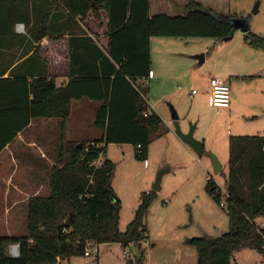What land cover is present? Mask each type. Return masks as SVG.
<instances>
[{"label": "trees", "instance_id": "16d2710c", "mask_svg": "<svg viewBox=\"0 0 264 264\" xmlns=\"http://www.w3.org/2000/svg\"><path fill=\"white\" fill-rule=\"evenodd\" d=\"M17 1L0 0V37L12 34L17 21L28 24L21 12L10 18ZM58 1L69 18L80 21L91 13L99 22V13L105 12L107 49H101L97 39L85 31L82 36L69 37V82L65 86L56 87L46 77L31 81L0 78V152L31 119H57L63 129L71 103L82 99L100 104L94 126L102 136L92 143H71L55 159L47 180L49 194L27 200L26 234L0 236V264H56L57 257L70 264L86 257L89 245L101 244H120L124 250L137 246L133 263L143 264L144 219L156 193L141 194L133 220L120 232L121 203L111 187L115 165L105 160L94 166L103 152L101 144L132 145L136 159L147 157L150 132L161 122L154 112L148 113L140 95L145 90L138 85L149 76L151 38L222 40L232 32L235 17L217 14L195 0L188 1L183 16H150L149 0ZM244 25V42L264 52V38L249 32L245 21ZM228 148L224 197L229 230L217 238L190 240L197 249L196 264H231L234 254L243 249L254 250L264 259V226L258 222L264 219V136H231ZM207 191L220 204L221 193L212 180ZM9 245H18L17 257L6 254Z\"/></svg>", "mask_w": 264, "mask_h": 264}, {"label": "rangeland", "instance_id": "374dc122", "mask_svg": "<svg viewBox=\"0 0 264 264\" xmlns=\"http://www.w3.org/2000/svg\"><path fill=\"white\" fill-rule=\"evenodd\" d=\"M226 8L227 14L235 17V20L246 22L249 32L264 38V0H228ZM154 41H163L167 46L162 50L152 48L154 69H159L166 78L163 85V79L156 76L154 82L157 88L149 86L151 92L147 95V111L157 113L162 121L150 132L147 157L145 160L136 159L132 145L101 144L103 152L94 166H100L105 160L115 165L111 187L121 203L120 232H125L133 220L141 194L155 191L156 196L144 219L146 238L140 244L145 257L143 264H196L197 249L188 241L201 237L217 238L229 230L224 197L229 138L264 136V78L256 75L258 72L261 74L262 70L264 73V67L260 60L253 62V59L245 57L247 52L242 50L246 51L243 48L246 45L239 31L227 42L208 37L162 38ZM259 53L264 56V52ZM202 55L206 61L199 65V60L193 57ZM233 57L238 58L237 63L242 61V65L229 63V68L224 67V62H232ZM188 62L197 70L196 76L202 79L207 78V74L208 80L216 76L208 71L213 65L218 72L232 70L248 76L239 83H230V108L216 110L208 105L205 97L200 95V82H193L188 69L185 72ZM138 85L140 89L145 88V84L139 82ZM177 85L181 87L180 91ZM193 89L197 95L191 97ZM171 107L178 115L177 123L183 134L194 128L193 138L202 143L200 155L176 134ZM60 130L57 129L52 135L55 148L57 144L58 148L61 146ZM84 134L89 133L86 130ZM213 158L221 164L218 173L214 170ZM162 172L165 173L161 175L157 191L155 182ZM49 174L46 173L45 177L43 174L35 176L34 173L32 176L42 180L44 177L48 179ZM23 176L25 180L20 183L21 187L17 183L18 176L10 183L11 188L17 185L21 190L19 196L13 189L6 191L0 178V236H24L27 198L36 191H39L38 195H48V181L38 183L30 175ZM28 180L37 185H27ZM209 180L218 186L220 204L207 191ZM38 184L42 185L39 190ZM26 185L29 189L25 188ZM9 246L6 248L7 255ZM98 248L100 260L105 262L108 256L111 259L109 262L121 264H134L133 259L139 251L134 246L132 252L128 249L129 253L125 256L120 244H101ZM95 257L94 254L79 257L70 264H96ZM231 264H264V259L254 250L243 249L234 254Z\"/></svg>", "mask_w": 264, "mask_h": 264}, {"label": "crops", "instance_id": "0c3cea01", "mask_svg": "<svg viewBox=\"0 0 264 264\" xmlns=\"http://www.w3.org/2000/svg\"><path fill=\"white\" fill-rule=\"evenodd\" d=\"M188 1L189 0H149L150 16L160 14L168 16H183L187 13L186 6ZM195 1L200 3L203 7L210 8L217 14L227 15L226 4L228 0ZM20 12L23 13V18L28 20V24L24 25L23 21H17L13 25L12 34L0 37V78L12 79L15 77H23L27 81H31L32 79L46 77L53 79L56 87L65 86L69 82V37L73 34L76 36H82L83 31H85L89 36L97 39L101 49H107L108 38L106 32L108 16L103 11L99 13L101 18L99 22L93 18L91 13L87 15L85 20L80 21L78 18H69L67 10L58 0H19V2L17 1L13 6L10 18L16 17ZM18 25L23 26L22 33L17 31ZM43 32L45 34L39 39L34 40L32 38L35 37V34ZM159 39H150L149 76L148 78L139 81L141 84H145V88H143L145 94H142L140 91V95L144 98L146 103L148 102L147 95L151 92L149 86L157 88V84L154 82L156 81V76L160 77L159 79L162 78L163 85L165 84V75H161L160 70L154 69L152 64L153 46L160 50L167 47L163 41H154ZM244 44L246 47L243 48H245L244 50L246 51L242 50V52H247L245 57L253 59V62L260 60L261 65L264 67V56L262 53H259L262 51L254 50L246 43ZM193 58L195 59V56ZM237 60L238 58L233 57L231 60L232 62H224L225 64L223 66L229 68V63L242 65V61L237 63ZM205 61L206 58L202 55V62L199 63V65H202ZM159 62H161L160 59ZM169 66H171V64L166 65V67ZM213 67L208 71L215 74L216 76L214 77L226 80L229 87L231 82L239 83L241 80L248 77L247 75L236 74V72H233L232 70L228 72L227 70L218 72L213 69ZM187 69L191 73L193 82H200L198 84L202 87L200 95L205 97L209 105V87L207 83L209 74H207V78L205 79H202L201 77L199 78V76L197 77V70L193 69L189 62L186 64L185 72H188ZM258 71L260 70L258 69ZM256 75L264 78L263 70L261 71V74L258 72ZM177 89L180 91L181 87L177 85ZM196 95L190 96L194 97ZM230 104L231 99L229 106L221 109L230 108ZM99 105L100 104L97 102L85 99L73 101L71 103L70 116L65 127L60 130L61 135L59 141L61 146H59V148L58 144L56 145V148L54 147V139L52 138L53 133L56 132L57 129H60L58 120L52 118L31 119L26 128L17 133L14 139L0 152V178L3 182L4 189L6 191L13 189L15 194L19 196L21 190L17 185L11 188L10 183L18 176L19 181L17 183L18 186L21 187L22 185L20 183H23V180H25L23 175L26 174L30 175L32 179L36 180L38 183L45 180V184L48 180L45 178L46 173H50V169L54 165L55 159L64 152L69 144H79L83 141L89 143L98 141L102 136V132L94 126V121ZM155 114L161 119V116L157 113ZM86 130L89 134L85 135L84 132ZM67 134L69 135L68 138H66ZM34 173L35 176L43 174L45 177L42 180L36 179L32 176ZM162 173L164 174L165 172ZM30 184L33 187L37 185L28 180L27 185ZM27 185L25 188H28ZM41 186L42 185H39L37 189L39 190ZM47 193L49 194V189ZM38 194L39 191H36V193L29 196L27 200L32 196H46ZM258 222L261 227L264 226V219L261 218ZM132 250L133 249L130 248L131 252ZM92 252L91 254L96 256V264L119 263L109 262L111 259L108 258V256H106L105 262L100 260L99 248L97 253ZM91 254L89 256H91ZM60 264H64V262L60 261Z\"/></svg>", "mask_w": 264, "mask_h": 264}, {"label": "built area", "instance_id": "2783aa9c", "mask_svg": "<svg viewBox=\"0 0 264 264\" xmlns=\"http://www.w3.org/2000/svg\"><path fill=\"white\" fill-rule=\"evenodd\" d=\"M17 31L22 33L23 26L18 25ZM208 87H209L208 88L209 105L216 109L227 108L229 106L231 99L230 87L227 81L222 78L212 77L208 80ZM196 93H197L196 90L191 91L192 96L196 95ZM144 116H146V114H144ZM98 246L99 245H89L86 248L85 256H89L91 254V250L94 253H97ZM128 253H129L128 249L124 251L125 256H127ZM18 254H19L18 245H11L8 247V256L15 258L18 256ZM56 261H57L56 264H60L61 261L60 257H57ZM110 264H121V263H110Z\"/></svg>", "mask_w": 264, "mask_h": 264}, {"label": "water", "instance_id": "95a60500", "mask_svg": "<svg viewBox=\"0 0 264 264\" xmlns=\"http://www.w3.org/2000/svg\"><path fill=\"white\" fill-rule=\"evenodd\" d=\"M239 31L241 34L245 33L247 31V27L244 25V21L243 20H235L232 22V32L230 33V35L228 37L223 38L221 41L227 42L229 40H231L233 38V35L235 34V32ZM195 59L199 60V63L202 62V56H196ZM171 111V118L172 120L175 122V131L176 134L180 137V139L187 144L191 149L194 150V152L197 155L201 154V150H202V143L196 141L193 138V130L194 128H191L189 130L188 133L183 134L180 131L179 125L177 123L178 120V115L176 113V111L173 109V107L170 108ZM213 166H214V170L215 172H219L221 170V164H219V162L213 158ZM161 175H163V173H160L156 179L155 182V190L159 191V187H160V181H161ZM154 191V190H153ZM190 243V240L188 241Z\"/></svg>", "mask_w": 264, "mask_h": 264}]
</instances>
